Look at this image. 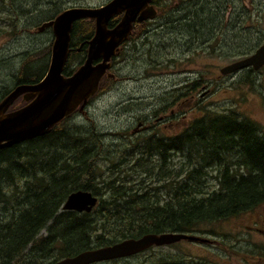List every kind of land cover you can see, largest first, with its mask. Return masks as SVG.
<instances>
[{
    "label": "trees",
    "instance_id": "obj_1",
    "mask_svg": "<svg viewBox=\"0 0 264 264\" xmlns=\"http://www.w3.org/2000/svg\"><path fill=\"white\" fill-rule=\"evenodd\" d=\"M153 5L168 17L165 23L172 29L179 27L178 11H185L182 18L185 28L191 31L205 27L201 20H196L199 24H195L192 11H213L219 15V11L225 9L223 0H153ZM120 17H114L109 27ZM206 20L214 25L213 20ZM149 21L134 23L132 32L112 61L128 42H136L147 32ZM94 32V20L80 19L74 23L64 69L66 76L83 64ZM195 33L203 35L204 32L201 29ZM256 47L255 43L246 44L238 55H249ZM74 62L77 66L71 68ZM32 64L26 60L20 71L13 74L14 87L38 82L44 77L46 62L39 61L36 67ZM109 78L108 75L102 78L97 94L103 80ZM197 86L194 82V89ZM11 90L7 89L2 97ZM17 100L9 111L28 102L23 99L18 103ZM197 110L200 113L189 118L178 134L166 137L154 132L143 137L138 143H142L139 145L141 153L132 155L136 156L131 159L142 167L137 176L139 180L156 176V182H170L172 187L167 200L153 189L141 186L143 181L133 187L116 182L117 178L107 181L99 176L95 165L103 148L99 137L83 132L82 126L68 122V117L44 135L0 149V205L9 210L12 204L14 209L11 218L0 220V264H53L87 249L147 233H200L205 237L207 231L198 232L200 225L238 215L263 203L264 134L259 125L234 111L214 112L205 106ZM173 150L181 154L182 164L177 172L166 168ZM154 156L158 163L152 165ZM210 168L219 172V185L207 193L202 186ZM175 177L182 179L175 183ZM76 190L92 191L98 197L93 211L63 210L66 199ZM163 248L153 246L130 257L94 264H208L167 253ZM136 256L143 257L133 260Z\"/></svg>",
    "mask_w": 264,
    "mask_h": 264
},
{
    "label": "rangeland",
    "instance_id": "obj_2",
    "mask_svg": "<svg viewBox=\"0 0 264 264\" xmlns=\"http://www.w3.org/2000/svg\"><path fill=\"white\" fill-rule=\"evenodd\" d=\"M107 1L0 0V102L7 89H13V74L26 60L35 67L44 60L48 70L55 37L52 27L44 24L51 16L71 6H98ZM223 5L225 9L219 15L192 11L195 24L201 20L205 25L193 31L185 28V11H178L176 29L167 27L168 17L157 11L147 32L136 42H128L112 61V76L103 80L99 93L89 96L86 104L75 105L68 122L82 126L83 132L95 133L103 145L95 161L99 176L107 181L117 178L116 182L133 187L143 181L141 186L169 199L170 182H156V176L139 180L142 167L131 158L141 153L142 143H138L143 137L154 132L166 137L178 134L199 112V106L214 112L234 111L255 121L264 134V67L227 75L220 72L225 65L244 57L238 54L246 44L258 47L264 43V0H223ZM201 29L203 35L195 33ZM76 66L74 62L70 67ZM194 82L198 83L196 89ZM20 100L23 98L18 103ZM180 155L172 151L168 171L180 170ZM151 163H158L157 156ZM209 171L202 186L207 193L219 185V172L213 168ZM181 179L175 177L174 182ZM13 211L12 204L9 210L0 205V220L11 218ZM255 227L264 229V202L252 210L200 225L198 232L207 231V242L183 240L165 245L163 251L208 264H256V257L264 256L262 250L255 254L264 247V234Z\"/></svg>",
    "mask_w": 264,
    "mask_h": 264
},
{
    "label": "water",
    "instance_id": "obj_3",
    "mask_svg": "<svg viewBox=\"0 0 264 264\" xmlns=\"http://www.w3.org/2000/svg\"><path fill=\"white\" fill-rule=\"evenodd\" d=\"M153 0H109L98 6H71L62 10L44 26L52 27V45L49 68L38 82L15 86L0 102V149L46 134L52 127L70 116L76 104L88 102L95 94L105 75L112 76V58L127 40L134 23L153 19L157 15ZM121 15L109 27L110 21ZM80 19L95 21V32L88 42L82 65L66 76L65 65L69 56L72 29ZM264 66V43L251 54L241 57L220 69L227 75L247 68ZM23 96L27 104L9 111L10 106ZM2 114H4L2 116ZM99 199L88 190H76L66 199L63 210L91 212ZM182 240L207 242V238L184 232L147 233L138 238L91 248L53 264H94L133 256L153 246L170 245Z\"/></svg>",
    "mask_w": 264,
    "mask_h": 264
},
{
    "label": "flooded vegetation",
    "instance_id": "obj_4",
    "mask_svg": "<svg viewBox=\"0 0 264 264\" xmlns=\"http://www.w3.org/2000/svg\"><path fill=\"white\" fill-rule=\"evenodd\" d=\"M262 67H264V66H262ZM247 69H253V68H247ZM254 71H257V70H259V69H253ZM22 98H23V96H21ZM24 99V98H23ZM25 100V99H24ZM255 229L256 230H258L259 232H261L262 234H264V229H261V228H259V227H255ZM239 243V242H238ZM251 244V243H250ZM260 250H262V251H264V247L263 248H258V250H256V252H255V254H257V251H258V253L260 252ZM254 254V255H255ZM259 254H261V253H259ZM130 257V256H129ZM263 258H264V256L263 255H259V256H257L256 257V264H262L261 262L263 261ZM253 263H254V261H252ZM255 264V263H254Z\"/></svg>",
    "mask_w": 264,
    "mask_h": 264
}]
</instances>
